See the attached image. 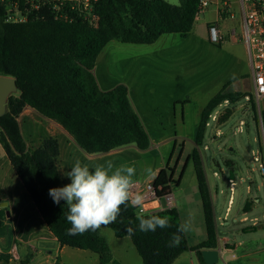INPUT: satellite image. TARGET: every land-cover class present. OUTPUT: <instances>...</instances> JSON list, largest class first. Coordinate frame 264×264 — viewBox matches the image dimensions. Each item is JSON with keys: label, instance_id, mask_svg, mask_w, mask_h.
I'll use <instances>...</instances> for the list:
<instances>
[{"label": "trees", "instance_id": "1", "mask_svg": "<svg viewBox=\"0 0 264 264\" xmlns=\"http://www.w3.org/2000/svg\"><path fill=\"white\" fill-rule=\"evenodd\" d=\"M200 1L182 0L175 6L166 0H100L97 12L101 22L97 29L83 23L68 24L50 18L8 24L0 10V75L15 77L20 91L19 95L9 98L7 112L0 117V144L30 199L62 247L96 253L100 264H121L113 259L101 229L83 235L67 234L71 225L66 219L69 213L66 201L56 204L49 195L50 189L64 186L59 169V142L56 138H46L38 148L30 150L17 118L26 107L36 110L61 125L87 154H106L130 145L148 150L151 138L129 101L127 86L119 84L103 91L93 69L103 49L112 41L150 45L163 35L186 37L196 22ZM229 84L204 107L195 133L196 147L187 158L180 178L175 180V169L166 165L152 181L159 198L170 196L172 187L179 186L189 162H193L207 240L189 249L187 234H181V243L169 246L172 234L182 223L176 208L145 214L146 217H167L171 224L167 229L158 228L147 233L136 230L129 236L125 229L129 226L137 229L138 226L137 208L131 206H122L116 221L107 226L117 238L131 239L143 264H172L189 250L196 252L205 264L201 250L218 247L214 205L200 148L211 115L226 101L235 102L233 95L226 92ZM231 115L226 112L219 119L220 124ZM262 118L264 123V112ZM249 207L250 204H246L245 209ZM226 249H233V246L226 245Z\"/></svg>", "mask_w": 264, "mask_h": 264}, {"label": "rangeland", "instance_id": "2", "mask_svg": "<svg viewBox=\"0 0 264 264\" xmlns=\"http://www.w3.org/2000/svg\"><path fill=\"white\" fill-rule=\"evenodd\" d=\"M170 2L179 4L177 0ZM234 14L235 19L223 20L222 27L226 30L236 29L240 34V10L235 9ZM238 38H227L220 45H215L201 35L195 26L186 37L178 34L163 35L155 44L150 45L124 44L115 40L104 50L99 65L101 70L107 67L117 73L126 61L143 60L144 66L138 70L137 78L143 79L149 90L138 93L134 102L143 111L141 122L151 138V146L145 151L135 145L125 146L121 161L117 163L134 165L137 171L134 179L140 183L152 182L156 172L166 165L175 169L176 178H180L187 158L196 147L195 133L205 105L224 85L230 83L226 92L233 95L235 102L228 100V104L221 105L215 114L225 110L232 115L222 124L210 120L200 151L212 200L219 210L220 221L228 228H219L220 238L228 236L233 242L246 243L258 239L260 234L244 238L242 228L254 226V222L241 223V220L245 216L249 219L257 217L260 224H264V188L259 192L257 189L264 181L258 158L259 151L264 149V126L260 120L264 112V100L260 104L253 100L250 60L244 41L240 36ZM239 126L242 132L238 130ZM38 134L47 136L42 127ZM35 137L30 138L25 133L31 148ZM76 147L69 148L67 154L84 163L85 158L79 156L86 152ZM67 159L68 156L62 158L64 170L71 169ZM229 162L234 165H229ZM149 167L152 169L151 174L146 171ZM231 170L235 172V179L228 181ZM194 173L191 161L181 180L182 184L174 185L173 198L182 211L183 220L192 219V230L188 233L191 243L203 240L206 236L201 197ZM231 183H236V200L224 222L231 197ZM248 187L252 189L251 194L248 193ZM258 196L262 198L260 205L244 215L246 202L251 203ZM163 205L166 206V203L163 202ZM137 213L141 214L138 208ZM101 230L116 256L129 251L139 257L130 238H117L109 227ZM253 257L264 264V250L256 251Z\"/></svg>", "mask_w": 264, "mask_h": 264}, {"label": "crops", "instance_id": "3", "mask_svg": "<svg viewBox=\"0 0 264 264\" xmlns=\"http://www.w3.org/2000/svg\"><path fill=\"white\" fill-rule=\"evenodd\" d=\"M166 1L170 2L172 0ZM177 1L179 3L178 5H175L174 2L170 3L172 5L179 6L182 0ZM209 1L212 2V6L207 9L202 15L197 17L195 20L196 22L194 23V27L197 26L200 34L207 37V39L209 38V27L213 23H216V21L220 22L222 26V21L225 20H220L216 9V0ZM194 27L191 32H193ZM106 47L99 55L96 61L95 68L93 69V73L98 83V86L103 91H109L119 84L126 85L128 88L127 96L129 97V101L142 121L143 111L137 106V104H135L134 101L138 93H141L145 89L149 90V88L147 87V83L143 82V79L137 78L138 70L140 69V67L142 68L144 66L143 60H128L121 65V67L118 69L119 71H117L116 69L117 73L109 70L110 68L107 67L101 70L99 61ZM17 119L19 121V125L24 139L25 133H28V136L30 138L36 136L35 139L32 140V148L25 139L28 148H31L33 150L38 148V146H40L39 144H41V142L46 138H56L58 140V145H60V175L64 186L69 184L71 181L67 176H64V173H67L71 169H63L62 158L63 156H68V163L71 167L74 165L77 158L67 154L69 148H77V144L74 138L68 132H66L61 125L52 120H48L47 118L39 114L36 110L30 107H26L20 117ZM41 127L43 128L47 136H42L38 134L39 129H41ZM123 150L124 149L121 148L106 154L85 153L79 157H84L85 162L83 163L81 161L82 164H88L90 168L94 167L96 164H104L108 160H111L115 165H118L117 163L121 161L120 158H122ZM258 155L259 163L264 164V149L260 150ZM229 165L233 166L234 164ZM158 172L156 173L158 174ZM174 179L178 180L176 178V174L174 176ZM136 183L140 182L136 181ZM181 184L182 183H180V185ZM263 188L264 181L258 186V192ZM216 191L218 193V188L216 189ZM174 192L175 191L173 186L171 195L173 198ZM248 193H252V189L250 187H248ZM231 197H233V199H231ZM231 197L228 200V206L226 208L224 222L227 221L226 219L229 217L231 207L234 205V200H236L235 196L232 195V193ZM261 200V196H258L251 203L247 201L246 204H250V207L245 209V204V206L243 207L244 215L252 211L255 206H259ZM212 201L214 205L216 226L218 231L217 248L220 249L219 264H261V262L257 258L253 257V254L256 251L264 250V224L261 225L257 217L249 219L248 216H245L241 220V223H247L249 221H252L254 222V226L242 228V236L244 238H250L253 235L260 234L258 239L250 240L246 243L233 242L228 236H224L221 239L219 236V228L223 227L227 230L228 228L225 227L220 221L221 216H219V210L216 209V204L214 203V200ZM254 201L258 202L255 203ZM171 208H176L179 211L181 221L183 222L184 220L182 218V211L178 208L175 199H173V206ZM202 212L204 218L203 205ZM203 222L205 225V218ZM100 232L102 233V230ZM187 238L189 249L194 248L207 240V229L206 236L203 240H198L194 243H191L188 233ZM108 245L115 261L120 262L121 264H143V261L139 254V257H137L132 252L123 251L116 256L113 253V249L111 248L109 242ZM226 245L233 246V249H226ZM26 260L30 261L29 264H100L99 255L96 253L86 250L69 248L67 246L62 247L59 244L56 237L52 234V232L49 230L48 226L44 222L38 209L30 199L22 182L18 178L16 172L13 170V166L10 160L8 159L4 148L0 144V264H20L21 262H24ZM172 264H202V262L196 252L189 250L181 254Z\"/></svg>", "mask_w": 264, "mask_h": 264}, {"label": "built area", "instance_id": "4", "mask_svg": "<svg viewBox=\"0 0 264 264\" xmlns=\"http://www.w3.org/2000/svg\"><path fill=\"white\" fill-rule=\"evenodd\" d=\"M99 1L0 0V10L3 13L4 22L8 24H23L50 18L68 24L83 23L97 29L101 22L100 15L97 12ZM211 6V1L201 0L196 18ZM237 8L241 13V21L239 22L240 34L236 32V29H224L220 22L216 21L209 27V40L215 45H220L227 38L238 40L240 36V39L244 41L252 70L253 100L260 104L264 100V0H216V9L220 20H234L236 17L234 10ZM223 104H228V101ZM225 114V110L216 114L214 112L210 120L217 123ZM260 120L263 125V118L261 117ZM209 122H207V127L210 125ZM238 130L242 132V127L239 126ZM259 169L261 174L264 175L263 163H259ZM235 186L236 183L230 184L232 195H234ZM135 190L145 196L146 202L143 210L146 214L171 209L173 206V197L171 195L164 198L157 196L153 182L135 183ZM163 202L166 203V206L163 205Z\"/></svg>", "mask_w": 264, "mask_h": 264}, {"label": "clouds", "instance_id": "5", "mask_svg": "<svg viewBox=\"0 0 264 264\" xmlns=\"http://www.w3.org/2000/svg\"><path fill=\"white\" fill-rule=\"evenodd\" d=\"M151 174L152 169H146ZM70 183L49 190L54 203L66 201L69 213L66 217L71 225L66 230L70 236L83 235L88 231H97L114 223L120 215L122 206H131L141 210L137 215V229L127 227L129 236L136 230L140 232H155L171 227L167 217L159 215H143L145 196L135 190L137 171L134 165H115L108 160L104 164H96L90 168L77 159L71 170L65 173ZM192 230L191 217L184 220L175 233L172 234L169 246L175 247L181 243L182 235Z\"/></svg>", "mask_w": 264, "mask_h": 264}, {"label": "water", "instance_id": "6", "mask_svg": "<svg viewBox=\"0 0 264 264\" xmlns=\"http://www.w3.org/2000/svg\"><path fill=\"white\" fill-rule=\"evenodd\" d=\"M19 89L15 77L0 75V117H3L7 112V104L11 96L19 95ZM234 171H230L228 181L235 179ZM220 249H204L201 250L205 264H219Z\"/></svg>", "mask_w": 264, "mask_h": 264}]
</instances>
